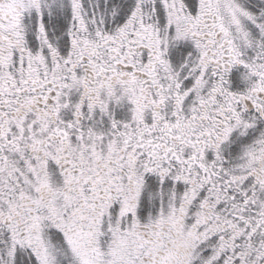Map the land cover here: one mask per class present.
<instances>
[{"label":"snow or ice","instance_id":"1","mask_svg":"<svg viewBox=\"0 0 264 264\" xmlns=\"http://www.w3.org/2000/svg\"><path fill=\"white\" fill-rule=\"evenodd\" d=\"M0 264H264V0H0Z\"/></svg>","mask_w":264,"mask_h":264}]
</instances>
